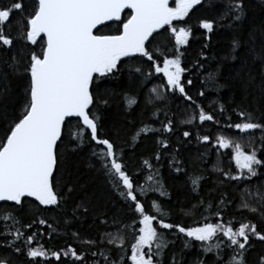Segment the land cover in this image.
I'll use <instances>...</instances> for the list:
<instances>
[{
    "label": "snow or ice",
    "instance_id": "snow-or-ice-1",
    "mask_svg": "<svg viewBox=\"0 0 264 264\" xmlns=\"http://www.w3.org/2000/svg\"><path fill=\"white\" fill-rule=\"evenodd\" d=\"M259 2L264 5V0ZM202 3L203 0H174L175 6H170V0H12L11 3L0 6V50L10 51L17 41L28 48L27 53L18 50L11 56L10 62L0 61L4 69L0 70V128L3 129V135L0 136V201L13 202L11 208L0 209V220L11 221L10 225H4L5 247L21 253L22 249L15 247V242L23 239L26 248L24 254L30 261L49 256L60 261L62 256L69 255L75 260L83 261V254H78L71 246L67 250L49 252L43 245L31 246L35 242L36 233L25 236L20 228L11 231L20 223L15 212L23 208L27 198H34L46 208H58L62 203H67L76 191L75 185H71L70 179H66L61 171L64 153L60 148L67 135L68 143L74 144L72 151L86 142L96 145L92 156L100 164L113 188L126 201L132 202L135 212L139 213V235L133 237L135 243L131 245L129 257L132 264H163L165 249L171 242L158 228L169 231L175 229L189 240L200 242L203 254H214V264H249L247 252L251 247V239L254 237L264 242V232L258 231L255 223L240 222L238 227H234L233 220L224 221L219 207L215 212L217 222L212 223L208 217H204L203 223L197 222L190 227L166 222L164 217L167 213L156 201L151 204L155 214L146 212L138 195L146 197L150 191L159 192L161 196L169 195L158 178L159 170L154 168L150 159H144L142 165L151 173L146 180L152 184L147 187L135 185L124 161L123 150L118 151L112 140L101 138V117L92 112L98 95L104 97L100 103L105 106H108V97L112 95L107 88L101 93L99 84L107 77L121 72L122 58L137 54L152 62L155 73L163 74L166 83L161 87L165 91L178 92L184 100L195 104L186 91V84L192 85L193 80L188 79L185 84L184 74L189 69L182 66L184 53L181 52V47L189 43L192 28H177L174 22L183 21ZM125 9H130L131 14L122 19L121 14ZM16 12L22 16L17 25V35L13 37L6 33L5 25ZM261 12L264 13V7ZM107 22L119 23L117 34H96L98 26H105ZM165 26L168 27L165 29ZM199 27L208 33H212L217 27L232 29L226 54L217 67L207 73L203 83L211 91L219 92L229 87L239 93L241 101L247 106L237 105L233 109L241 122L229 124L228 127H234L241 133L260 130L264 145V122H261L264 121V18L249 22L246 0H228L216 19H202ZM161 29L170 32L175 39V47L171 53L160 48L150 51L147 46L151 43L150 37L154 38L153 34H159ZM204 47L207 48L208 45L205 44ZM200 55L207 59L203 52ZM194 68L203 69L204 64L197 60ZM136 73L145 75L141 67L129 69L130 76ZM221 76H224L223 83L219 79ZM12 77L28 79L24 100L18 110L8 83ZM151 92L155 99H163L159 88L154 87ZM198 95L203 97L204 90ZM124 98L129 108L137 103L135 97L125 94ZM196 107L201 123H219L212 112H206L200 105ZM219 109L221 114L225 112L223 104L219 105ZM153 115L157 113L154 112ZM73 118L78 121L75 128L70 127ZM196 118V114H193L182 123L191 124ZM173 131L174 121L171 118L167 122H161L160 128L144 124L131 135L130 144L135 147L141 135ZM86 133H90L87 139ZM182 135L187 139L192 133L184 131ZM197 139L207 143L211 137L197 135ZM156 144L158 148L152 159L160 162L170 144L166 138H158ZM216 144L219 148L234 149L233 158L240 169L238 175L230 176L222 168H218L224 176L231 180L251 181L253 177L260 175L258 169L264 167V160L258 158L257 149L245 152L240 144L222 135L216 137ZM173 152L176 154L172 155L169 167L178 175H188L184 161L179 159V149H173ZM188 179L195 192L199 189L203 176L193 174ZM203 204L201 199L191 210H183L184 215H192L193 210H198ZM220 206H226L223 198L220 199ZM212 207V204L208 205V208ZM238 210L264 217V184L254 189L246 188ZM84 211L87 212L88 209L84 208ZM113 223H116L115 219ZM39 224L45 225L47 220L40 219ZM23 227L31 228L32 224ZM74 235L78 236V233ZM8 236L12 237L10 241ZM189 240H185L184 248L191 247ZM101 242L122 251L126 236L118 230L115 234L106 233ZM85 243L95 245L96 241L89 240ZM92 255L102 256L105 264H121L123 261L122 255L111 259L104 251L93 252ZM0 264H12V261L8 256H0ZM170 264H180L176 255L171 256ZM194 264L206 262L198 258ZM256 264H264V255L259 256Z\"/></svg>",
    "mask_w": 264,
    "mask_h": 264
},
{
    "label": "trees",
    "instance_id": "trees-1",
    "mask_svg": "<svg viewBox=\"0 0 264 264\" xmlns=\"http://www.w3.org/2000/svg\"><path fill=\"white\" fill-rule=\"evenodd\" d=\"M12 0H0V6L11 3ZM228 0H203L202 5H198L185 17L181 22H174L177 28L191 26L192 35L189 43L181 47L182 66L189 69L184 74V81L192 79V85L186 84L188 95L192 96L195 104L186 101L178 92L165 91L162 85L166 83V78L162 73H155L152 68V62L147 61L146 57L139 54L133 57H124L121 61V72L115 76H109L99 84V90L107 88L112 95L108 97V106L100 103L104 97L98 95L97 103L93 106L92 112L100 115V136L112 140L117 150H123L124 161L128 166V172L132 176L135 185L148 186L152 184L147 181L146 177L151 174L150 171L143 167L142 161L150 159L154 168L159 170L161 183L165 191L169 194L161 196L159 192H149L146 197L139 196L138 199L145 206V211L149 214H155L151 208L152 201L161 205L163 211L167 213L164 217L168 223H179L182 226H195L197 222L203 223L204 217H208L210 222H217L215 212L217 207L220 208L224 221L233 220V226L238 227L240 222H252L257 225L258 231L264 232V217L252 214L246 210L239 211L238 206L241 203L242 194L246 188L254 189L256 186L264 184V167L258 169L260 175L253 177L251 181L247 179L231 180L224 176L218 168H222L230 176L238 175V168L233 158V148H219L216 144L217 136H225L235 143L241 145L245 152H251L253 148L257 149V156L264 160V145H262V133L260 130H252L248 133H241L234 127L229 128V124L241 122L236 112L233 111L237 105L246 107L241 101L239 93L232 88L225 87L219 92L211 91L205 86L204 79L208 72L213 71L220 59L226 54L232 29L227 27H217L212 33L199 27V21L202 19H216L217 14L222 12L227 5ZM248 5V21L264 18L261 12L259 0H246ZM173 5V4H171ZM131 14L126 10L122 14V19H126ZM22 14L13 13L9 23L5 25L7 34L15 37L17 35V25ZM118 22H109L105 26L98 28L97 34H117L116 29L119 27ZM168 26H165V29ZM154 38L150 37L151 43L147 46L150 51L160 48L166 53H171L175 47V39L170 32L164 29L159 30V34L154 33ZM210 37V39H209ZM208 47L205 48L204 45ZM18 50L27 53L28 48L17 41L10 51L0 50V61L8 60ZM204 53V59L201 57ZM199 60L204 64L203 69L194 68L195 62ZM162 65V57L159 58ZM141 67L145 75L136 73L129 75V69ZM0 70L3 65L0 64ZM151 73V75H147ZM225 71V75H226ZM220 82H224V76H221ZM11 89V95L15 100L17 110L24 100V89L28 84L27 77H12L8 81ZM159 88L163 99H155L151 90ZM204 90L205 95L199 96L198 93ZM125 94L135 97L137 103L130 108L125 100ZM152 101L151 103L149 101ZM223 104L225 112L221 114L219 105ZM196 105L202 106L206 112H212L219 123L205 121L201 123L198 119V109ZM251 110V109H249ZM157 115H153V113ZM193 114L197 118L191 124H184L182 121L188 119ZM230 117V119H229ZM171 118L174 121L173 133H148L141 135L135 147L130 144V137L148 124L153 128H160L161 122H167ZM264 122V121H261ZM78 121L73 118L70 127L75 128ZM184 131L192 133L190 138L185 139L182 135ZM67 132V129H66ZM3 135V129L0 128V136ZM90 133H86V139ZM197 135H209L210 141L205 143L197 139ZM166 138L170 147L162 156L160 162L152 159L158 148L156 140ZM74 144L68 143L65 135V143L61 146L60 151L64 153V163L61 171L65 174L66 179H70V184L75 185L76 191L67 203H62L60 207L39 205L34 198H27L22 209L15 212L20 223L15 228H20L25 236L36 233L35 242L32 247L43 245L49 252L67 250L68 246L75 248L78 254H83V261L75 260L71 255L62 256L60 261L54 257L37 258V261H30L24 253V241L15 242V247L22 249L21 253H16L11 247H5L4 228L5 223L11 224V221L0 220V256H8L12 264H105L104 258L100 255L93 256V252L104 251L111 259H117L123 256L121 264H132L130 260L131 245L135 243L134 235H139V213H136L132 202L126 201L120 196L119 192L113 188L105 175L100 164L92 151L96 148L94 143H84L80 148L72 151ZM179 149V159L184 161L188 175L177 174L169 167L172 155L176 154L173 149ZM246 171V170H245ZM196 174L202 175L200 187L197 191H192V185L188 179L189 176ZM226 201V206H220V199ZM204 204L193 210L190 216L184 215L183 210H191L193 205H197L200 200ZM230 202V203H229ZM13 202L0 203V209L12 207ZM83 207H78L79 205ZM212 204L214 207L208 208ZM84 208L88 211L85 212ZM47 220V224L40 225L39 220ZM113 219L116 223H113ZM36 223H33V221ZM107 223H102V221ZM155 223V222H154ZM32 224L31 228H25L23 225ZM51 225V228H49ZM127 226V227H125ZM121 231L126 236V243L122 251L106 242H101L106 233L115 234ZM163 232L167 240L171 243L165 249L163 264H170L171 256L174 254L180 264H194L198 258L204 259L206 264H214L215 256L213 253L203 254L200 248V242L189 240L183 234L177 233L175 229L169 231L159 229ZM51 232V236L49 233ZM78 233V236L74 235ZM7 239L10 241L11 236ZM96 241L95 245H89L85 241ZM185 240H189L191 247L184 248ZM251 247L247 252L249 264H256L259 256L264 255V242L252 238ZM110 250V251H109ZM147 251V249H145Z\"/></svg>",
    "mask_w": 264,
    "mask_h": 264
},
{
    "label": "water",
    "instance_id": "water-1",
    "mask_svg": "<svg viewBox=\"0 0 264 264\" xmlns=\"http://www.w3.org/2000/svg\"><path fill=\"white\" fill-rule=\"evenodd\" d=\"M171 1H172V0H170V2H171ZM126 10H130V9H125L124 12H125ZM130 11H131V10H130ZM124 12H123V13H124ZM123 13H122V14H123ZM122 14H121V15H122ZM107 23H109V22H107ZM107 23H106V24H107ZM100 27H101V26H98V28H100ZM96 34H97V33H96ZM99 35H100V34H99ZM104 35H105V34H104ZM107 35H113V34H107ZM2 202H4V201H0V203H2Z\"/></svg>",
    "mask_w": 264,
    "mask_h": 264
},
{
    "label": "flooded vegetation",
    "instance_id": "flooded-vegetation-1",
    "mask_svg": "<svg viewBox=\"0 0 264 264\" xmlns=\"http://www.w3.org/2000/svg\"><path fill=\"white\" fill-rule=\"evenodd\" d=\"M171 4H174V0H172V1L170 2V6H171ZM100 35H104V34H100ZM105 35H107V34H105Z\"/></svg>",
    "mask_w": 264,
    "mask_h": 264
},
{
    "label": "rangeland",
    "instance_id": "rangeland-1",
    "mask_svg": "<svg viewBox=\"0 0 264 264\" xmlns=\"http://www.w3.org/2000/svg\"><path fill=\"white\" fill-rule=\"evenodd\" d=\"M171 6H175V4L171 5Z\"/></svg>",
    "mask_w": 264,
    "mask_h": 264
}]
</instances>
